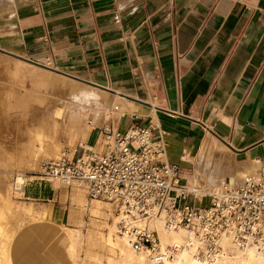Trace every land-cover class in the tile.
Wrapping results in <instances>:
<instances>
[{"label": "crops", "instance_id": "1", "mask_svg": "<svg viewBox=\"0 0 264 264\" xmlns=\"http://www.w3.org/2000/svg\"><path fill=\"white\" fill-rule=\"evenodd\" d=\"M9 2L0 3V49L66 75L29 63L43 74L74 75L97 90L105 88L100 90L119 106L113 112L118 124L109 126L121 131L146 126L162 137L168 159L180 165L181 185L206 191L197 180L206 174L211 155L225 157L227 169L238 167L240 180L243 171L259 174L264 160V0ZM29 77L36 84L43 80L35 71ZM94 130L86 147L103 151L101 133L92 141ZM210 181L211 189L219 188ZM36 186L34 195L43 188ZM51 191L58 192L50 182L40 199H50ZM57 207L53 204L52 211L61 216ZM38 230L16 239L15 264H25L17 242L43 236L49 227ZM68 238L67 233V252ZM54 262L65 264L61 258Z\"/></svg>", "mask_w": 264, "mask_h": 264}, {"label": "rangeland", "instance_id": "2", "mask_svg": "<svg viewBox=\"0 0 264 264\" xmlns=\"http://www.w3.org/2000/svg\"><path fill=\"white\" fill-rule=\"evenodd\" d=\"M29 63L63 74L47 65L0 52V264H15L16 239L26 230L32 229L37 233L40 227H49V232L43 236L26 237L22 242H17L22 248L25 264H55L54 257L61 258L65 264H120L121 251L117 241H124L118 229H115L118 219L116 220L115 210L110 203L91 199L84 187L65 185L58 189L55 195L51 191V200L40 199L50 191V179L43 175L42 164L46 160L60 157L66 150L74 153L79 143L83 145L80 133L72 126L74 119H71L70 125L64 130L57 126L52 131L48 129L45 118L47 116L48 121L52 116L48 112L44 118L40 108L41 101L49 98V95H60L62 92L57 88L59 85L68 92L82 86L90 88L98 92L100 100L107 102V105L116 103L118 106V103L111 101L110 93L100 90L105 88L97 86L100 88L97 90L87 84L80 86L82 83L77 81L80 78L74 75L67 74L71 77L68 78L53 73L43 74L44 71L35 69ZM34 71L37 76L43 77L38 84L29 77ZM115 96L116 99L121 97ZM85 107L82 109L93 112V109L90 110L92 107ZM112 122L118 124L114 113L108 115L104 124L92 126L91 130L96 128L92 141H95L104 127H110ZM39 132L45 135L41 139L37 135ZM47 133L50 134L47 136ZM17 175L23 176L25 181L19 190L13 186ZM29 176L34 179L27 186ZM36 183L43 188L34 195ZM205 183L202 179L197 186L202 184L200 187L204 185L203 188L211 189L208 185L205 186ZM53 204L56 207L58 205L61 216L54 214ZM95 206L100 208L92 210ZM38 232L41 233L40 230ZM67 233L76 243L75 258L69 254L72 261L65 246ZM128 251L132 257L137 258L131 249Z\"/></svg>", "mask_w": 264, "mask_h": 264}, {"label": "built area", "instance_id": "3", "mask_svg": "<svg viewBox=\"0 0 264 264\" xmlns=\"http://www.w3.org/2000/svg\"><path fill=\"white\" fill-rule=\"evenodd\" d=\"M102 133L103 152L80 145L42 164L55 189L82 186L91 199L107 201L136 219L164 215L168 227L194 231L209 257L219 254L223 234L241 245L255 240L264 251V160L258 175H247L236 188L226 186L210 204H198L200 190L178 183L180 165L168 159L166 141L149 127H110ZM120 224L136 249L153 248L159 240L148 224Z\"/></svg>", "mask_w": 264, "mask_h": 264}, {"label": "bare ground", "instance_id": "4", "mask_svg": "<svg viewBox=\"0 0 264 264\" xmlns=\"http://www.w3.org/2000/svg\"><path fill=\"white\" fill-rule=\"evenodd\" d=\"M9 1L10 0H0V3L3 4L10 3ZM82 85H86V84L82 83L80 86ZM82 87L81 88L78 87L77 90H72L68 92L64 88L57 85L58 90H60L62 93L60 95L59 94H55L53 96L49 95V98L47 97L46 100L41 99L42 104H40L41 106L40 108H42L41 110L44 118L46 113L48 112L51 113L52 116L51 120L47 121V116L45 118V122L47 123L48 129H50V131H52L56 126L59 127L61 130H64L66 126L70 125V121H72L71 119H74L75 122L72 123V126L75 127L74 128L76 129L75 131H78V133H80L82 137L83 145L86 146V139L91 131V127L96 125H101L102 123L104 124V122L108 120V115L111 113L113 114V112L119 106H117L116 103H114L111 106L107 105V102L100 100L98 92H95L90 88H82ZM87 106L92 107L90 110L93 109V112L89 113L90 111L87 112L82 109L83 107L87 108ZM106 128H110V127H106ZM61 130L59 132H61ZM49 134L47 133V136ZM37 135L39 136L40 139L42 138V136L43 137L45 136L43 135V132H39ZM102 137H103V133H102ZM104 146H105V142H104ZM94 150L98 152H103L105 150V147L103 151H99L97 149ZM224 158L221 155H217V156L211 155L208 157L206 162L204 161L206 164L205 165L206 174L202 178H200L201 177L200 174L199 178L201 179V181L202 179H204V181L206 182L205 186L206 184H208L209 187H212V184H210L211 183L210 180L213 179L214 180L213 183L217 184L219 188L217 190L207 189L206 191H203L202 188L196 187L198 188V190H200L197 196L198 204H202V203L210 204L212 197L215 193L220 192L226 186L231 188H236L242 183L243 179L247 175H249L247 174L249 172L248 171L246 174L243 175L242 180H240L238 178L239 176H237V173L239 172L237 170L238 167L230 166L227 169V167H225L223 163ZM201 161H203V159ZM256 165L258 167L259 162ZM198 174L199 173H197L196 175ZM32 177L33 176H29L27 178V186L30 183V181L34 179ZM38 178L43 179V177H38ZM197 181H196L197 183L201 182V181L199 182V180ZM237 182L239 184H237ZM23 183H25L24 177L17 175L15 177L13 186L15 189L19 190ZM178 183L180 184V179ZM221 185H225V187L222 188ZM79 187L82 188V186ZM188 189H192V188H188ZM94 200H100V199H94ZM111 206L115 210L116 220L118 219L117 221L118 228L116 227L115 229H118V233L120 237L125 242V243L121 242L120 240L117 241V245L119 246V249L121 251V263L119 262L120 264H264V251L260 248V245L255 240H251L250 242H248V244L241 245L237 243L230 235L223 234L220 239L221 250L219 254L215 255L214 257H209L206 254H203L201 251L204 246L203 240L199 238L195 234V232L192 231L191 229H188L184 226H179L176 228L168 227L166 225L164 215L162 216L152 215L147 218L138 217L136 219L127 215L124 211L116 212V208L114 207V205L111 204ZM121 222L130 225L148 224L149 228L156 229L158 231L159 240L157 244L153 248L146 247L143 249H136L128 233L124 231V229L122 228V225L120 224ZM70 230L71 229L69 228V231ZM110 238L112 239L111 236ZM67 245H68L67 248L69 254L71 255L72 258H75L77 253L76 243L70 236L67 239ZM130 249L135 253L137 258H134L132 257V255H130L128 251Z\"/></svg>", "mask_w": 264, "mask_h": 264}, {"label": "water", "instance_id": "5", "mask_svg": "<svg viewBox=\"0 0 264 264\" xmlns=\"http://www.w3.org/2000/svg\"><path fill=\"white\" fill-rule=\"evenodd\" d=\"M0 52H3V53H8V52H6V51H3V50H1L0 49ZM8 54H11V53H8ZM11 55H13V54H11ZM26 61H29V60H26ZM32 62V61H31Z\"/></svg>", "mask_w": 264, "mask_h": 264}]
</instances>
